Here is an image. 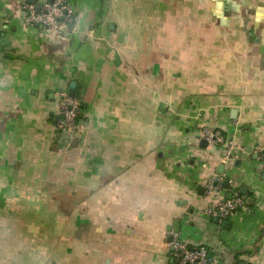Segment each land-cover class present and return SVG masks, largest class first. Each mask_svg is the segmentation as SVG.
I'll list each match as a JSON object with an SVG mask.
<instances>
[{
  "label": "crops",
  "instance_id": "obj_1",
  "mask_svg": "<svg viewBox=\"0 0 264 264\" xmlns=\"http://www.w3.org/2000/svg\"><path fill=\"white\" fill-rule=\"evenodd\" d=\"M28 1L0 0V264H179L172 233L264 264V0H68L64 35L27 26ZM234 196L238 213L205 214Z\"/></svg>",
  "mask_w": 264,
  "mask_h": 264
},
{
  "label": "built area",
  "instance_id": "obj_2",
  "mask_svg": "<svg viewBox=\"0 0 264 264\" xmlns=\"http://www.w3.org/2000/svg\"><path fill=\"white\" fill-rule=\"evenodd\" d=\"M25 24L45 32L65 34L75 25L76 13L68 0H47L39 5L24 3ZM60 101V113L57 119V128L62 132L73 131L77 126L80 112L79 100L70 95L69 89L57 93ZM201 139L212 146H223L222 162H229L235 157L239 147L222 131L212 128H204L201 131ZM264 163V155L261 158ZM222 180L215 178L210 180L206 189L209 193H217L221 188ZM246 207V201L241 196H234L228 200H218L214 207L205 211L210 218L224 221ZM169 243L173 255L179 264H214L209 251L205 247H192L180 241L176 234L172 233Z\"/></svg>",
  "mask_w": 264,
  "mask_h": 264
},
{
  "label": "water",
  "instance_id": "obj_3",
  "mask_svg": "<svg viewBox=\"0 0 264 264\" xmlns=\"http://www.w3.org/2000/svg\"><path fill=\"white\" fill-rule=\"evenodd\" d=\"M28 2H29V4H31V5H35V4H36V0H29ZM76 87H77L76 83H74V84L71 86V92H70V95L74 96V93H75ZM234 113H235V112H234ZM208 146H209V144H208L205 140H202V141H201L200 147H201L202 149H206ZM170 230H171V229H170Z\"/></svg>",
  "mask_w": 264,
  "mask_h": 264
},
{
  "label": "trees",
  "instance_id": "obj_4",
  "mask_svg": "<svg viewBox=\"0 0 264 264\" xmlns=\"http://www.w3.org/2000/svg\"><path fill=\"white\" fill-rule=\"evenodd\" d=\"M210 255V254H209ZM211 257V256H210Z\"/></svg>",
  "mask_w": 264,
  "mask_h": 264
}]
</instances>
